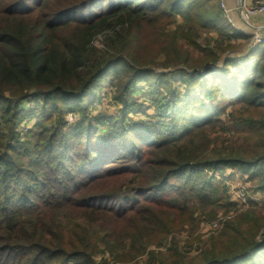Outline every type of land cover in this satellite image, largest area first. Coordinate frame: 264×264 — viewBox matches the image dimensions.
<instances>
[{
    "label": "trees",
    "instance_id": "16d2710c",
    "mask_svg": "<svg viewBox=\"0 0 264 264\" xmlns=\"http://www.w3.org/2000/svg\"><path fill=\"white\" fill-rule=\"evenodd\" d=\"M220 1L0 0V264H137L195 213L236 209L216 179L225 169L247 175L261 201L248 198L192 258L173 241L146 264H264V49L247 52V67L221 42H198L236 34ZM177 16L183 24L167 32ZM159 52L162 67H185L172 71L183 99L169 73L143 67ZM147 76L158 85L151 119L84 113L106 77L130 113ZM70 110L81 120L66 131L56 123ZM222 115L240 142L209 151L206 130ZM33 117L38 139L21 141L17 128Z\"/></svg>",
    "mask_w": 264,
    "mask_h": 264
},
{
    "label": "rangeland",
    "instance_id": "374dc122",
    "mask_svg": "<svg viewBox=\"0 0 264 264\" xmlns=\"http://www.w3.org/2000/svg\"><path fill=\"white\" fill-rule=\"evenodd\" d=\"M256 1V0H254ZM254 1L252 4H254ZM264 2V0H261ZM224 3L223 1H220ZM225 4V3H224ZM95 4H90L86 6L83 10L84 11H94L96 9ZM251 23V17L249 20ZM183 24V18L177 16L175 23L173 25H169L167 28V32H170L174 29V27ZM247 25V24H246ZM255 25V24H254ZM248 29L251 30V28L247 25ZM221 42L222 46L226 47L225 56L227 57H233L237 58L236 62L241 64L245 63V66H250L254 62L253 58H248L244 56V53L249 51L250 47H253V40L250 38L247 43H243V41L236 40L235 38H226L221 35H219L216 31H210V32H201L199 37V43L201 45L210 44L215 45L216 42ZM93 44L96 46L102 47V38L101 36H98ZM248 44V45H247ZM189 53H192V55L196 58L201 56V54L198 51H194L193 49H190ZM166 55L164 53H157V57L155 59V64H149L145 65L146 69H153L156 72H167L169 73V78L171 80V88L178 93L180 96L179 98H184L185 92H188V88L185 87L180 81L181 75L179 73L172 72L173 69L177 70L180 68H185L183 65L178 64L175 68H164L161 66L163 62H165ZM232 72L235 71V68L233 67V64H229ZM243 74V73H242ZM243 76V75H242ZM244 78V77H242ZM153 77L147 76V78H142L138 82H136V91H132L130 95L131 101L137 106L133 111H130V113H125L122 110V104L120 102H117L114 98L116 87L115 84H111L109 82V78L106 77V79H103L101 83L96 87L97 90L100 92L97 100L91 104V107H89L84 113L88 114V116H98V115H105L114 117L120 114L121 116L125 117V120L128 123H136L139 120H147L151 119L155 116V110H154V104L151 100V97L148 94L149 89L155 86H158L156 83L152 82ZM193 86V83H192ZM163 88V87H161ZM25 107L28 105V101L23 104ZM134 107V105L131 106V108ZM227 112H231V107L227 109ZM81 113L79 111L70 110L65 115L62 121H59L58 126H60L63 130H70L73 128V126L81 120ZM192 114V113H190ZM257 114V116H259ZM221 124L217 125L215 129H207L206 135L210 139L209 144V151L215 149H225L229 146H237L240 142V137L237 135H234L232 131L228 130V127H230V118L222 115L221 117ZM37 122L36 118H25L18 126V131L20 132V140H28L32 143L36 142L38 139V133L39 129L35 127V123ZM174 122H180V120L176 119ZM176 124V123H175ZM178 124V123H177ZM50 126V125H49ZM179 126L185 127V125L182 123H179ZM215 147V148H214ZM223 152V151H221ZM154 157V156H153ZM216 179L222 180L224 185L226 184L225 181L229 180L227 184L233 185V183H245L246 186H250L251 182L247 179V175L243 174L242 172H234L231 169H225L223 173L221 172H215ZM223 174V175H222ZM233 176V177H232ZM174 182L175 179L171 180V182ZM226 187V185H225ZM252 193L255 194L256 192H249V194L252 196ZM229 201H231L229 197ZM238 210L235 214H231L230 212L233 210V207L230 208L231 211H226L224 214L223 209L219 210L218 215L213 219H206L202 215H199V213H195V220L192 223L193 225L185 224L181 229H178L176 231H171L167 237L165 242L160 246H150L144 255L139 256L134 261L137 262V264H146L148 262V254L147 252L153 251L155 255H158V252H165L166 248L171 245L173 241H175L177 244L180 245L181 249L185 252L190 253V257L192 258L195 256L196 253H198V249L200 247H203L207 243V239L211 236H217L219 231L221 230V227L226 219L233 218L235 215H237L241 211H245L247 206H238ZM233 212H235L233 210ZM109 264H117L114 262H109ZM157 264V262L155 263Z\"/></svg>",
    "mask_w": 264,
    "mask_h": 264
},
{
    "label": "built area",
    "instance_id": "2783aa9c",
    "mask_svg": "<svg viewBox=\"0 0 264 264\" xmlns=\"http://www.w3.org/2000/svg\"><path fill=\"white\" fill-rule=\"evenodd\" d=\"M220 6L222 8L223 13L225 14L227 20L229 21V23H232V20L230 19V17L227 15L229 10L228 8H226L225 4L220 2ZM236 9L239 12L240 18L242 19V21L247 24L250 28H251V33L250 36L252 38V44L253 46H258V45H262L264 44V34L262 32V29L264 28V26H257L254 25L253 23H251L250 17L255 15V14H263L264 15V2H262L261 0H256L254 1V4H252L251 6H247L245 5L241 0H239V4L236 6ZM217 176V175H216ZM229 180L225 181L226 182V188L229 192V196L230 199L233 203L237 204L236 209L233 208V210L235 212H233V210L230 212L231 214H235L236 211L238 210V206H247L248 207V198H252V196L249 194V192L247 191V186L244 183H233V185L231 184H227ZM257 202H260L256 199H253Z\"/></svg>",
    "mask_w": 264,
    "mask_h": 264
},
{
    "label": "crops",
    "instance_id": "0c3cea01",
    "mask_svg": "<svg viewBox=\"0 0 264 264\" xmlns=\"http://www.w3.org/2000/svg\"><path fill=\"white\" fill-rule=\"evenodd\" d=\"M225 3L226 8H228V16L232 20L231 24V29L229 32H235L236 34H233L231 37L232 39H236L239 41H243V43H247V41L251 38L250 33L251 30L248 29L247 25L242 21L240 18L239 12L236 9V6L239 4V0H221ZM245 5L251 6L254 0H241ZM251 21L253 24L257 26H264V15L263 14H255L251 16ZM262 32L264 34V28L262 29ZM248 45V44H247ZM263 50L264 49V44L258 45V46H253L249 48V51L246 50L244 53V56L247 54V52H251L252 50ZM233 177V176H232ZM252 198L256 199L258 201H261L262 199V194L260 192H256L255 194L252 193Z\"/></svg>",
    "mask_w": 264,
    "mask_h": 264
}]
</instances>
